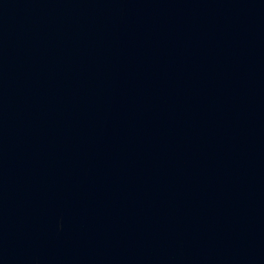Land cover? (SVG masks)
<instances>
[{
	"label": "water",
	"instance_id": "95a60500",
	"mask_svg": "<svg viewBox=\"0 0 264 264\" xmlns=\"http://www.w3.org/2000/svg\"><path fill=\"white\" fill-rule=\"evenodd\" d=\"M0 264H264V0H0Z\"/></svg>",
	"mask_w": 264,
	"mask_h": 264
}]
</instances>
